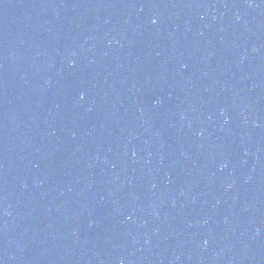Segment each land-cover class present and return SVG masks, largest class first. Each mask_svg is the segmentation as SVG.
<instances>
[{
	"label": "water",
	"instance_id": "95a60500",
	"mask_svg": "<svg viewBox=\"0 0 264 264\" xmlns=\"http://www.w3.org/2000/svg\"><path fill=\"white\" fill-rule=\"evenodd\" d=\"M0 264H264V0H0Z\"/></svg>",
	"mask_w": 264,
	"mask_h": 264
}]
</instances>
